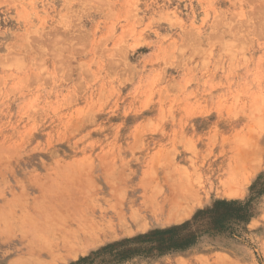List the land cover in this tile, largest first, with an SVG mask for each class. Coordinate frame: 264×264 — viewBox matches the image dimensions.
<instances>
[{"label":"rangeland","instance_id":"1","mask_svg":"<svg viewBox=\"0 0 264 264\" xmlns=\"http://www.w3.org/2000/svg\"><path fill=\"white\" fill-rule=\"evenodd\" d=\"M82 259L264 264V0H0V264Z\"/></svg>","mask_w":264,"mask_h":264},{"label":"trees","instance_id":"2","mask_svg":"<svg viewBox=\"0 0 264 264\" xmlns=\"http://www.w3.org/2000/svg\"><path fill=\"white\" fill-rule=\"evenodd\" d=\"M249 216L248 204L246 203L217 201L210 209L198 212L190 222L167 230L150 232L147 235L138 237V240L149 244L150 250H158L161 253L184 249L194 243V232L191 231V228L197 225L196 221L207 224L213 232L224 233L230 230L234 224L246 222ZM108 248L106 247L103 250L105 251ZM118 253H114L115 256L113 257L118 258L120 256ZM87 260L82 259L76 264L86 263Z\"/></svg>","mask_w":264,"mask_h":264},{"label":"bare ground","instance_id":"3","mask_svg":"<svg viewBox=\"0 0 264 264\" xmlns=\"http://www.w3.org/2000/svg\"><path fill=\"white\" fill-rule=\"evenodd\" d=\"M173 188H174V187H173ZM173 188H172V189H173ZM174 189H175V188H174ZM180 189H181V188H180ZM182 191H184V190H182ZM175 192H176V191H175ZM232 192H234V191H232ZM232 192H231V193H232ZM45 231H46V230H45ZM20 234H21V233H20ZM26 236H27V235H26ZM27 237H28V236H27ZM26 239H27V238H26ZM30 258H31V257H30ZM18 260H19V259H18ZM22 260H23V259H22ZM22 260H21L20 262H23ZM27 261H28V260H27ZM14 262H15V261H14ZM17 262H19V261H17ZM17 262H16V263H17ZM29 262H30V261H29ZM31 262H32V261H31ZM16 263H12V264H16ZM23 263H24V262H23ZM17 264H18V263H17ZM19 264H20V263H19ZM29 264H30V263H29ZM31 264H32V263H31Z\"/></svg>","mask_w":264,"mask_h":264}]
</instances>
